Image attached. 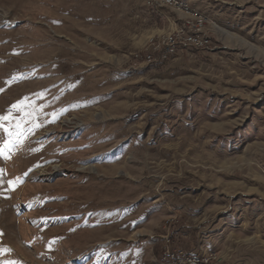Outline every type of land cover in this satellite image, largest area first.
Wrapping results in <instances>:
<instances>
[{
    "label": "rangeland",
    "instance_id": "rangeland-1",
    "mask_svg": "<svg viewBox=\"0 0 264 264\" xmlns=\"http://www.w3.org/2000/svg\"><path fill=\"white\" fill-rule=\"evenodd\" d=\"M184 1L209 47L146 63L186 10L0 0V115L26 96L65 109L0 156L6 179L42 164L0 194V260L264 264V0Z\"/></svg>",
    "mask_w": 264,
    "mask_h": 264
},
{
    "label": "snow or ice",
    "instance_id": "snow-or-ice-1",
    "mask_svg": "<svg viewBox=\"0 0 264 264\" xmlns=\"http://www.w3.org/2000/svg\"><path fill=\"white\" fill-rule=\"evenodd\" d=\"M35 69L30 70L25 73L13 74L11 78L6 81V83H11L18 79H23L27 76L34 75ZM72 85H69L71 87ZM4 89H0V92ZM36 97H47V90L42 92H37L34 94ZM59 99L58 96H53L51 99H46L44 103L36 105L34 102L29 101V97H24L22 100L13 103L6 111L7 114L0 115V130L6 133L7 139L3 140L2 145H0V156L7 158V153L13 151L17 145L22 143L25 136L32 135L39 128L43 127L45 124L54 123L61 113L65 111L64 108L55 109L52 112H45L50 104L55 103ZM13 113H19V115H13ZM41 117H51V119H40ZM7 122V123H5ZM40 145L39 147L31 148L32 153L39 152L43 148V142L37 141ZM89 145H84L82 147H88ZM49 161H45L48 163ZM42 164L37 162L35 165L27 169L24 173L16 176L12 179H6L5 170L0 168V194L5 191H10L12 187L19 186L23 181L30 176V174L36 169L41 167ZM33 180L39 179V177H31ZM8 187H5V186ZM39 199V198H38ZM91 215V214H90ZM145 218L142 217L140 222H143ZM136 222H133L135 224ZM2 234V233H0ZM10 248L0 247V253L10 252ZM0 264H21L19 260H0Z\"/></svg>",
    "mask_w": 264,
    "mask_h": 264
},
{
    "label": "built area",
    "instance_id": "built-area-1",
    "mask_svg": "<svg viewBox=\"0 0 264 264\" xmlns=\"http://www.w3.org/2000/svg\"><path fill=\"white\" fill-rule=\"evenodd\" d=\"M179 4L184 5L183 3ZM189 28L195 30L196 39L183 37V35H180L178 27L172 40H167V45L163 48H154L153 52L148 53L144 61L146 63H151V61H157L158 59L163 61L171 55L179 54L189 49L202 50L208 48L211 42L210 37L208 35H199L198 31H196V26H189ZM214 254L216 253L212 252L211 256L202 257V254L192 251L174 249L167 252L166 260H173V264H221L220 262H213Z\"/></svg>",
    "mask_w": 264,
    "mask_h": 264
},
{
    "label": "bare ground",
    "instance_id": "bare-ground-1",
    "mask_svg": "<svg viewBox=\"0 0 264 264\" xmlns=\"http://www.w3.org/2000/svg\"><path fill=\"white\" fill-rule=\"evenodd\" d=\"M179 3H183L184 5H181ZM153 4H154V9H156L157 11H160L164 8H174L177 10H186L190 14L193 20H186L182 23V25L179 26V33L180 35H183V37H186L188 39H196L195 30H191L189 26H196V31H198L199 35H207L206 34L207 32H205L206 22L208 21L207 17L203 13H201L202 11L200 12L197 9L191 7V5L188 2L184 0H148L149 6L153 7ZM175 34H176V29L168 37H166L163 42L159 43L158 46L155 48L165 47V45H167V40H172L173 35ZM151 62H155V61H151ZM208 255L211 256V253ZM215 255L216 254H214L213 257ZM169 264H173V260H170Z\"/></svg>",
    "mask_w": 264,
    "mask_h": 264
}]
</instances>
